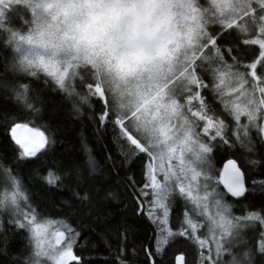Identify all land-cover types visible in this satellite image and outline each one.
Returning <instances> with one entry per match:
<instances>
[{
	"label": "snow or ice",
	"instance_id": "snow-or-ice-1",
	"mask_svg": "<svg viewBox=\"0 0 264 264\" xmlns=\"http://www.w3.org/2000/svg\"><path fill=\"white\" fill-rule=\"evenodd\" d=\"M0 50V122L17 146L0 157V252L24 241L8 264H91L79 238L106 236L125 198L154 232L127 260L133 224H118L112 264H264V0H0ZM48 89L111 128L120 159L53 156L26 187L19 166L55 143ZM55 188L66 195L43 203Z\"/></svg>",
	"mask_w": 264,
	"mask_h": 264
},
{
	"label": "trees",
	"instance_id": "trees-1",
	"mask_svg": "<svg viewBox=\"0 0 264 264\" xmlns=\"http://www.w3.org/2000/svg\"><path fill=\"white\" fill-rule=\"evenodd\" d=\"M4 71V53L3 50H0V74H3ZM63 95L64 94L53 92L52 89H48L45 94L47 107L43 111L44 120L41 121V123L47 122L51 124L54 130L55 143L50 146L47 156L40 157V160L31 158L30 162L22 163L19 166L18 170L22 182L26 187L38 186L42 183L39 179V176L42 174L41 166L46 159L50 160L53 156L57 159L71 158L78 162L83 161L85 164H87L89 159H93L101 168L109 155L116 161L120 159L118 155L119 150L114 144L112 129L109 128L106 130L103 127L98 128L92 125L88 120L89 113L86 109H82L81 118L77 119L75 113L71 110V102L63 106L61 105L60 100ZM29 119H31V117H29ZM252 135L254 137L255 133ZM84 145L87 146V152L84 151ZM16 147V145L12 144L6 128L3 126L2 122H0V157L5 154H7L9 158L12 157L14 155L12 149ZM222 162L223 160H221L220 166ZM107 166L111 168L112 164L109 163ZM93 174L98 175L100 173L96 172ZM259 178L260 177L253 174V176L249 178L248 187L251 188L252 179ZM139 179L143 180V177L140 176ZM124 187H127V185H124ZM137 187H139V185ZM45 188H47V185H45ZM121 191H123V189H121ZM129 192H131L130 189ZM66 193L67 189L61 192L58 188L51 189L50 192L42 191L41 199L43 203L48 204L50 203V198L59 199L61 195H66ZM251 195L259 205L261 200L259 188H257L254 193H251ZM133 199H135V197H133ZM228 200L232 199L228 198ZM145 206L147 207V203ZM51 210L52 212L61 211L58 204H51ZM252 211H259V209H252ZM108 212L112 214L111 231L102 238L96 237L95 233L85 232L79 238V242L76 245L77 254L83 256L84 259L90 261L91 264H112V261L116 258L115 253L120 248L116 228L118 224L123 223L125 220L133 224V229L130 231L127 240L129 253L126 257L127 260L133 258V249L138 248L141 243H146L149 236L154 232L151 221H149L147 217H144L142 225L137 223V218L132 214L131 203L127 198H125L124 203H121L119 199L113 200ZM170 223L171 227L177 224L176 213L174 212H171ZM23 243L24 241H22L20 237H10L6 249L7 255H5L4 252H0V264H8L13 257H16Z\"/></svg>",
	"mask_w": 264,
	"mask_h": 264
},
{
	"label": "rangeland",
	"instance_id": "rangeland-1",
	"mask_svg": "<svg viewBox=\"0 0 264 264\" xmlns=\"http://www.w3.org/2000/svg\"><path fill=\"white\" fill-rule=\"evenodd\" d=\"M253 133H255L254 131H253ZM252 133V134H253ZM218 166H220V165H218ZM228 199V198H227ZM257 203V202H256ZM245 206H246V202H242L241 203V205L239 206V208H237L236 209V211L233 213L234 215H238V214H240V210L241 209H243V208H245ZM235 207V206H234ZM248 211H252V209H247ZM170 215H171V211H170ZM169 219H170V217H169ZM174 223V222H173ZM169 227H171V223L169 224ZM56 229L55 228H52L50 231H49V233H48V235L45 237V240L47 241V239H49V238H51L52 240H53V242H54V231H55Z\"/></svg>",
	"mask_w": 264,
	"mask_h": 264
},
{
	"label": "water",
	"instance_id": "water-1",
	"mask_svg": "<svg viewBox=\"0 0 264 264\" xmlns=\"http://www.w3.org/2000/svg\"><path fill=\"white\" fill-rule=\"evenodd\" d=\"M222 164H223V162H222ZM222 164H221V166H222ZM222 187V186H221ZM229 199H232V200H234L235 198H231V197H228Z\"/></svg>",
	"mask_w": 264,
	"mask_h": 264
}]
</instances>
